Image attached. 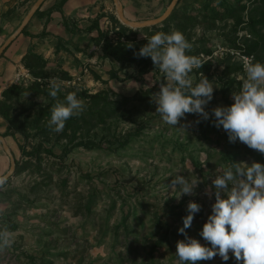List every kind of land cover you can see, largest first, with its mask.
<instances>
[{"label": "rangeland", "instance_id": "rangeland-1", "mask_svg": "<svg viewBox=\"0 0 264 264\" xmlns=\"http://www.w3.org/2000/svg\"><path fill=\"white\" fill-rule=\"evenodd\" d=\"M36 1L0 0V47L19 28ZM260 1L184 0L178 5L182 14L198 17L197 26L184 36L192 45L186 54L204 63L191 75L199 82L202 72L214 83L213 99L205 109L208 120L186 114L176 127L162 121L152 96L166 81L153 62L128 65L119 71L101 60H90L96 49L89 53L79 46L60 43L57 52H64V57L46 60L37 75L21 63L19 71L24 75L11 85L26 89L38 83L43 90L56 79L62 83V92L96 94L112 90L129 98L138 93L143 100L122 107L103 125L66 135L64 129L56 133L48 127L51 100L36 88L12 100V114L29 133L27 151L41 144L54 156L42 152L36 160L39 171L13 175L4 188L7 196L0 198V230L12 234L13 244L0 252V264H30L25 255L33 257L32 264H176V242L185 239L178 229L183 226L189 201L200 204L201 210L185 231L188 237L206 244L199 232L215 202L214 194L206 195L205 190L212 188L216 171L233 163L264 164L263 154L256 150L250 153L239 140L229 142L222 126H214L212 115L213 108L234 102L232 93L240 91L246 78L243 65L247 58L264 63V28L257 27L261 40L249 28V15ZM241 8L244 10L240 12ZM231 13L239 14L233 18ZM72 24L79 28L75 21ZM172 30H178L177 24L157 32ZM108 31L121 43L148 38L147 33L134 36L124 32L113 20ZM97 38L90 41L101 48L95 42ZM251 43H259L260 49L249 56ZM80 52L86 56L84 61L77 58ZM96 66H101L99 75ZM145 68L149 72L140 75ZM114 73L117 78L112 77ZM109 98L117 100L112 94ZM7 138L14 158L23 161L19 146L25 143L24 138L19 134ZM65 149L69 150L66 155ZM177 173L188 179L198 178L195 195L179 197V189L170 188ZM229 256L226 262L217 255L197 264H237L231 252Z\"/></svg>", "mask_w": 264, "mask_h": 264}, {"label": "clouds", "instance_id": "clouds-1", "mask_svg": "<svg viewBox=\"0 0 264 264\" xmlns=\"http://www.w3.org/2000/svg\"><path fill=\"white\" fill-rule=\"evenodd\" d=\"M146 40L147 43L134 55L137 58L150 57L166 81L152 96L155 112L165 124L173 127L186 114H196L208 120L209 112L205 109L213 99L214 83L202 72L199 82L191 75L204 63L197 56L186 54L192 45L184 34L178 30L156 32ZM127 47L133 48L134 45L129 43ZM254 60L255 57L247 59L243 65L246 78L240 91L232 93L234 102L230 106L213 108L212 115L215 117L214 126H222L229 142L239 140L264 154V63ZM61 88L62 83L58 80L50 81L48 94L56 102L50 108L48 127L56 133L62 132L66 122L81 115L85 109L84 101L75 92L68 93L63 100L58 99ZM179 128L184 129L183 126ZM8 179L7 175L0 176V188ZM199 183L198 178L188 179L177 173L169 186L179 189V197L191 196L196 194ZM212 188H207L205 194H214L215 202L199 232L206 244L188 237L185 231L191 227L194 215L201 210L200 204L189 201L187 215L182 218L183 226L178 229L185 239L176 242V264H197L217 255L226 262L230 259V252L237 264H264V164L240 162L217 170ZM12 244V234L6 229L0 230V252Z\"/></svg>", "mask_w": 264, "mask_h": 264}, {"label": "trees", "instance_id": "trees-1", "mask_svg": "<svg viewBox=\"0 0 264 264\" xmlns=\"http://www.w3.org/2000/svg\"><path fill=\"white\" fill-rule=\"evenodd\" d=\"M179 3H180V0H179ZM178 5L173 10L172 14L169 16L167 20L153 27H147L143 29H131L129 27L124 26L115 17L114 18L112 17L111 20L115 21L116 24L119 25V27L124 32L128 31L134 36L138 35L139 33H147L148 38H149L161 28L165 29L169 26H173L174 24H177L178 31L186 35V32L188 29L197 26L198 17H194V16L187 15V14H182L183 9H179ZM243 10L244 8H241L240 12ZM39 11L40 9L36 12V14H38ZM238 14L231 13L229 16L234 18ZM249 19H250V23H249L250 33L254 37L259 38L261 40L262 36L260 35V30L257 29V27L258 25H261L264 28V0H261L260 5L251 11L249 15ZM64 26L66 27V29L71 31L67 20H64ZM27 29L28 27H26L23 30L22 35H25L31 38H41L46 35L45 32L37 36L32 35L31 33L27 31ZM94 29L98 31V38L95 40V42L100 45L104 59H112L116 63H118L120 65L119 71L124 70L128 65L143 63L144 66H146V64L148 63L151 64L152 60L150 57L137 58V56L134 55V53L139 52V49L147 43V40L137 41V39L134 38V39L127 40L125 43H121V42L113 43L109 39L108 30L104 32L99 30L98 22H95L93 26L91 27V29H89V31L92 32ZM129 43L133 44L134 47L133 48L127 47ZM259 49H260L259 43H251V45L248 48L247 54L249 56L252 54H255L258 52ZM22 63L28 70L33 71L34 75H37L38 74L37 72L41 68H43L42 66L46 63V60L43 57L35 54L33 51H30L24 56ZM148 72L149 70L145 68L143 71L140 72V75L144 76ZM112 77L117 78V74L114 73ZM38 86H39L38 83H33L30 87L25 89L20 85H11L7 87L2 93V100L0 102V117L7 123V130L4 134H2V136L4 138H7V137H15L16 134H19L25 140V143L19 146V149L23 157V161H17L15 159L16 170H15L14 176H19L23 174L24 172L30 171V170L39 171L40 167L38 166L36 160L39 158L42 152L47 155L54 156V153L51 149H43V146L41 144L35 147L32 151L30 152L27 151V145L29 144V138H30L28 135L29 133L27 131V127H25L20 122L18 117L12 114V106H11L12 100L16 96L25 94L26 92H29V91H33L35 88L37 91L41 92L43 95H46L50 98L51 100L50 108H51V106L56 101L52 97L49 96L48 94L49 88L40 90ZM72 92H75L77 96L84 101L85 109L81 115L74 116L66 122V125L64 128L65 135L68 132H71L74 130L93 128L98 125L99 126L103 125L107 121L115 118L118 114V111L122 107L127 106L131 102L143 100L141 97H139L140 95L138 93L133 98H129V97L119 96L116 93H114L112 90L101 91L96 94H89V92L87 91H82V92H79V91L62 92L60 91L58 93V99L63 100L64 97L68 93H72ZM109 94H112L114 97L117 98V100L115 102L111 101V99L109 98ZM43 114L45 113L43 112ZM35 127L38 128V124ZM49 134L50 133H48V135ZM59 138H60V135L58 136V139ZM247 149L249 150L250 153L253 152V149H250L249 147ZM65 150H66L65 152V155H66L68 154L69 150L68 149H65ZM64 160H65L64 157L60 159L61 162ZM9 180L2 188H0V198L7 196V193L4 191V188L8 185ZM13 228L14 230L16 229V227H13ZM19 256H24V255L21 254ZM19 256H18V259L20 260ZM25 257L29 259L31 262L30 264H32V262L34 261L33 257L27 256V255H25Z\"/></svg>", "mask_w": 264, "mask_h": 264}, {"label": "crops", "instance_id": "crops-1", "mask_svg": "<svg viewBox=\"0 0 264 264\" xmlns=\"http://www.w3.org/2000/svg\"><path fill=\"white\" fill-rule=\"evenodd\" d=\"M180 1L182 4L184 0ZM195 1L189 0V3H195ZM120 2L125 17L131 22L138 23L161 17L172 0H120ZM193 5L196 7L198 4ZM112 17L118 19L113 0H46L39 13H35L27 25V31L32 35L37 36L43 32L46 35L41 38H31L21 34L0 58V102L3 91L14 82L16 73L22 68L24 56L30 51L48 61L56 57H64V52H57V46L60 43L66 47L79 46L89 53L96 49V55L91 56L90 60L93 62L101 60L111 68L119 69L118 63L112 59H104L102 49L95 48L90 41L92 37L98 36L96 29L89 31L95 21L99 24V30L104 32L108 30ZM64 20H67L71 31L64 26ZM73 21L77 23L78 30L73 28ZM79 29L82 34H79ZM83 54V52L78 53L77 58L79 60L82 58L84 61L86 56ZM95 69V73L99 75L101 66H96ZM6 130V122L0 117V135ZM7 167H10V159L0 142V176L5 175Z\"/></svg>", "mask_w": 264, "mask_h": 264}, {"label": "water", "instance_id": "water-1", "mask_svg": "<svg viewBox=\"0 0 264 264\" xmlns=\"http://www.w3.org/2000/svg\"><path fill=\"white\" fill-rule=\"evenodd\" d=\"M45 1L46 0H37L36 1V3L33 5L31 10L29 11L27 16L25 17V19L23 20V22L19 26V28L0 47V58L5 53V51L9 48V46L12 44V42L18 36H20L22 34L23 30L27 27V25L29 24V22L31 21V19L33 18L35 13L42 7V5ZM113 2H114V5L116 7V14H117L118 20L124 26L129 27L131 29H143V28L153 27V26L159 25L162 22H164L165 20H167L169 18V16L172 14L173 10L177 7L179 0H172L171 4L169 5L167 10L165 11V13L161 17L154 19V20H150V21H146V22H138V23L137 22H131L125 17L120 0H113ZM0 142L2 143L4 151L6 152V154L8 155V157L10 159V169L5 174L10 179L13 177V175L15 173L16 161H15L14 155L11 153V151H10V149L6 143L5 138L2 135H0Z\"/></svg>", "mask_w": 264, "mask_h": 264}, {"label": "built area", "instance_id": "built-area-1", "mask_svg": "<svg viewBox=\"0 0 264 264\" xmlns=\"http://www.w3.org/2000/svg\"><path fill=\"white\" fill-rule=\"evenodd\" d=\"M116 30H118V29H116ZM111 35V34H110ZM112 36V35H111ZM110 37V36H109ZM110 40L113 42V43H117V42H119V39H114V38H112V37H110ZM121 41H123V40H121ZM247 59H249V58H247ZM24 75V73L23 72H17L16 73V76H15V80L16 81H19L21 78H22V76Z\"/></svg>", "mask_w": 264, "mask_h": 264}]
</instances>
